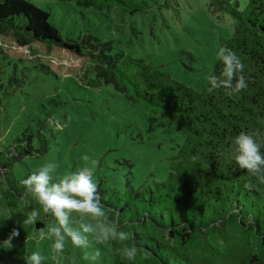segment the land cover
<instances>
[{"label":"rangeland","instance_id":"rangeland-1","mask_svg":"<svg viewBox=\"0 0 264 264\" xmlns=\"http://www.w3.org/2000/svg\"><path fill=\"white\" fill-rule=\"evenodd\" d=\"M28 1L49 15V23L64 41L84 44L90 38L107 43L108 53L142 59L195 90L206 83L219 48L234 28V20L211 0H123L139 11L112 4L86 8L77 0ZM230 3L243 11L247 0ZM9 53L12 57L6 58L0 52V154L9 151L10 158L14 149L18 154L27 147L31 150L12 161L17 182L49 162L56 165L55 182L85 166L119 190L127 182L138 188L167 178L181 140L166 119L128 100L112 85L93 86V62H85L82 70L76 68L83 61L69 64L68 72L51 66L55 73H50L38 67L49 64L25 48ZM6 189L0 174V264H25L34 251L45 257L43 264H112L107 242L97 243L91 235L87 248L66 241L64 251L55 252L53 241L40 235L52 217L41 212L34 223L25 224L39 205L26 191L11 197L8 205ZM13 228L19 236L8 248L4 241ZM96 251L98 259H85Z\"/></svg>","mask_w":264,"mask_h":264},{"label":"trees","instance_id":"trees-1","mask_svg":"<svg viewBox=\"0 0 264 264\" xmlns=\"http://www.w3.org/2000/svg\"><path fill=\"white\" fill-rule=\"evenodd\" d=\"M211 1L234 20L232 36L222 47L234 51L244 64L248 87L236 95H227L224 89L207 91L209 78L221 74L219 60L202 89L195 90L142 59L108 53L107 43L90 38L84 44L64 41L49 23V15L28 0H0V46L14 52L25 48L40 56L49 65L38 67L50 73H55L52 67L68 72L69 64L83 61L76 68L82 70L85 62H93V86L112 85L128 100L166 119L180 136L163 182L138 188L127 182L119 190L94 173L110 220L129 231L127 243L140 249L135 260L128 261L120 255V242L107 241L112 264H264V182L238 168L230 155L241 132L264 134V0H247L243 11L230 0ZM77 4L131 6L123 0H77ZM9 49L0 48L3 57H12ZM13 151L10 158L9 151L0 154L8 205L11 197L25 191L22 181L32 174L15 180L12 161L31 150Z\"/></svg>","mask_w":264,"mask_h":264},{"label":"clouds","instance_id":"clouds-1","mask_svg":"<svg viewBox=\"0 0 264 264\" xmlns=\"http://www.w3.org/2000/svg\"><path fill=\"white\" fill-rule=\"evenodd\" d=\"M217 59L222 62L223 68L220 76L209 78L207 91L212 93L224 89L227 95H236L248 87L246 77L243 75L244 64L240 57L231 49L220 47ZM259 139V142H258ZM264 134L260 132L237 135L230 149L231 158L238 168L246 170L251 176L264 182ZM85 162L89 157H83ZM92 165L95 161H91ZM56 165L46 163L22 181L26 193L39 205L33 209L24 221L32 224L40 218L41 212L52 217V223L46 229L40 230L41 238L53 241V250L62 253L66 241H70L77 248L89 247L88 236L94 237L97 243L118 241L123 246L120 255L123 259L134 261L140 249L135 244L129 245L131 233L120 230L109 218L108 210L101 203L98 185L93 180V168L85 166L83 169L68 172L53 181ZM19 236L17 229L13 228L4 244L10 248L12 240ZM100 256L96 251L85 259L95 261ZM45 257L34 251L26 258L25 264H43Z\"/></svg>","mask_w":264,"mask_h":264}]
</instances>
